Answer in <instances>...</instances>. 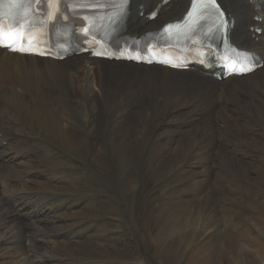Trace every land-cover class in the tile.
Returning <instances> with one entry per match:
<instances>
[{
  "label": "rangeland",
  "instance_id": "374dc122",
  "mask_svg": "<svg viewBox=\"0 0 264 264\" xmlns=\"http://www.w3.org/2000/svg\"><path fill=\"white\" fill-rule=\"evenodd\" d=\"M233 106L239 134L217 130L229 157L206 130L181 142L169 114L151 120L136 160L112 136L114 113L94 150L50 115L23 122L14 146L27 137L39 151L0 192V264H264V113Z\"/></svg>",
  "mask_w": 264,
  "mask_h": 264
},
{
  "label": "bare ground",
  "instance_id": "6f19581e",
  "mask_svg": "<svg viewBox=\"0 0 264 264\" xmlns=\"http://www.w3.org/2000/svg\"><path fill=\"white\" fill-rule=\"evenodd\" d=\"M135 1L152 8L159 0ZM187 2H171L152 24L144 18H136L132 28H152L174 19L182 13ZM221 2L236 19L232 33L234 42L255 48L264 58V12L256 11L257 5L250 0ZM258 14L263 15L261 23L253 20ZM255 25L263 29L258 41L250 28ZM260 77L264 78V66L245 76L217 81L198 69L178 71L87 56L58 61L0 49V153L5 148L0 155V192L7 190V177L17 175L14 165L21 154L39 151L27 137L19 136L22 140L14 146L13 140L18 136L16 130L26 120L38 121L40 128L46 127L49 115L77 143L85 141V145L94 150L98 143L93 136L98 130L107 129L109 113L116 114L112 136L118 142L124 141L123 155L136 160L135 149L139 139L151 133V120L169 114L172 117L169 129L181 136V142L206 130L207 137L212 139L210 149H220L224 157H229L226 145L222 147L219 143L217 130L227 136L239 134L240 131H235L241 123L233 105L264 113V103L260 99L264 83H260ZM189 115L192 120L187 123L184 118ZM14 116L18 117L17 122L10 121ZM4 141H8V147L14 148V152L5 154Z\"/></svg>",
  "mask_w": 264,
  "mask_h": 264
},
{
  "label": "snow or ice",
  "instance_id": "6c2138e0",
  "mask_svg": "<svg viewBox=\"0 0 264 264\" xmlns=\"http://www.w3.org/2000/svg\"><path fill=\"white\" fill-rule=\"evenodd\" d=\"M211 3L214 5V7H215V0H211ZM45 7H47V4H45ZM216 11H217V13H218V15L220 14L219 13V9H218V7H216Z\"/></svg>",
  "mask_w": 264,
  "mask_h": 264
}]
</instances>
